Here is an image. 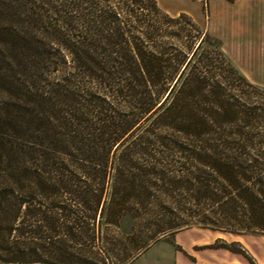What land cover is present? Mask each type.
<instances>
[{"label":"trees","instance_id":"trees-1","mask_svg":"<svg viewBox=\"0 0 264 264\" xmlns=\"http://www.w3.org/2000/svg\"><path fill=\"white\" fill-rule=\"evenodd\" d=\"M174 20L156 0H0L1 259L264 234V89L208 31L164 46Z\"/></svg>","mask_w":264,"mask_h":264},{"label":"rangeland","instance_id":"rangeland-1","mask_svg":"<svg viewBox=\"0 0 264 264\" xmlns=\"http://www.w3.org/2000/svg\"><path fill=\"white\" fill-rule=\"evenodd\" d=\"M217 1L215 0L210 4V0H202L204 17L202 20H195L192 17L194 20L193 26L187 21L186 17L180 16L181 13L168 12L176 20L168 23V32L163 37L166 42L163 45L166 47H172V45L180 47V40L171 35V31L174 30H180L182 32L183 42H188L189 35L195 34L197 37L196 45L199 44L202 36L207 31L210 34H212V31L221 35L226 34L228 31L226 25L222 21L218 19L213 20L212 18L214 8L218 9L220 7ZM211 39L222 44L215 36ZM231 44L230 42L226 45L229 52L224 47L223 49L235 64L238 63L236 65L242 71L240 67L246 64L244 53ZM205 46H210V43L206 42ZM181 47L186 49V45ZM257 85L264 89V85ZM262 99L264 100V95ZM178 232L179 236H184L186 241L189 240L191 243L197 241L199 243L190 246V250L207 264H264V234L261 232H232L201 227L197 224H192V226L185 227ZM42 242L45 243L44 238ZM125 243L126 240L105 238L100 243L101 247L85 246L81 250V254L84 259L92 260L97 264H118L123 257ZM230 244L232 249L227 247ZM140 251L135 253V256ZM249 258L252 259V263Z\"/></svg>","mask_w":264,"mask_h":264},{"label":"crops","instance_id":"crops-1","mask_svg":"<svg viewBox=\"0 0 264 264\" xmlns=\"http://www.w3.org/2000/svg\"><path fill=\"white\" fill-rule=\"evenodd\" d=\"M166 11L185 12L195 20L204 17L202 0H156ZM215 0H210L214 2ZM218 9L213 10V20L226 25V34L212 31L229 52L226 45L232 43L244 53L246 64L240 68L254 83L264 85V0H218ZM235 61V60H234ZM238 64V63H236ZM197 241L185 240L179 232L163 237L145 251L131 259L127 264H205L190 250ZM0 264H85L79 262H11L0 258Z\"/></svg>","mask_w":264,"mask_h":264},{"label":"water","instance_id":"water-1","mask_svg":"<svg viewBox=\"0 0 264 264\" xmlns=\"http://www.w3.org/2000/svg\"><path fill=\"white\" fill-rule=\"evenodd\" d=\"M171 233V231H166V232H162V233H160L148 246H151L152 244H154L156 241H158L159 239H161V238H163V237H165V236H168L169 234ZM146 250V248L145 249H143L142 251H140L137 255H139L140 253H142L143 251H145ZM136 255V256H137ZM136 256H134L133 258H135ZM132 258V259H133Z\"/></svg>","mask_w":264,"mask_h":264}]
</instances>
